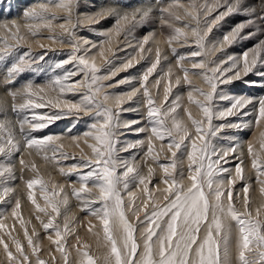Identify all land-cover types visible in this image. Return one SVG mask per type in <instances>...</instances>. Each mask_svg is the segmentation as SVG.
<instances>
[{"label": "snow or ice", "instance_id": "obj_1", "mask_svg": "<svg viewBox=\"0 0 264 264\" xmlns=\"http://www.w3.org/2000/svg\"><path fill=\"white\" fill-rule=\"evenodd\" d=\"M76 3L77 0L41 3L24 12L23 25L15 20L10 24H0L4 32V36L0 37L3 44L0 62L19 47L27 46L28 49L0 79V113L3 114V119H0V156L10 158L20 154L19 179L26 186L27 200L37 213L35 218L43 227L44 239L54 246L49 249V259L42 258V240L33 239L39 234L35 227L30 233L26 223L31 221L24 220L21 201L13 195L16 188L8 186L17 179L15 166L2 164L0 185L4 187L0 191V205L13 204L11 217L19 221L26 244L13 235L15 224L10 228L3 222L9 218L8 215L0 217V232L4 233L0 235V247L5 257L0 264H70L72 251L68 237L75 233L76 228L85 226V219V230L96 236L98 243L101 242V232L94 231L97 224H93V219L102 228L101 246L107 249L102 264H264V204L255 208L251 206L249 192L253 185L246 180L240 138L231 137L236 142L224 148L212 143L223 129L237 132L258 129L264 122V98L255 101L256 117L248 123L228 118L243 114V110L254 102L252 98H229L218 94L220 85L241 79L242 75L247 76L258 66L264 67V39L258 40L239 58L225 56L213 59L216 53H223L234 42L264 32L260 26V22L264 21V0L247 7L245 0H223V3L221 0H187L186 4L183 0H171L170 3L141 0L132 7L112 0L83 18L73 16ZM221 8L223 11L219 10ZM61 12L64 13L63 19L58 15ZM241 12L249 19L234 27L221 40H208L209 34L221 21ZM108 18H113L114 24L111 30L102 33L105 37L102 41L77 35L80 27L98 25ZM156 19L171 30L166 38L168 52H163L153 30L145 32L139 39L133 37L138 27H145ZM176 22H180V26H176ZM22 27L27 30V35L36 38L33 42L41 49L53 50L41 43V39H49L62 48L70 49L68 56L52 69L64 70L63 75L47 85L48 90L55 93L54 97H47L45 87L17 83L25 72L36 71L35 65L46 63L47 55L45 51L39 56H32V45L21 32ZM245 28L254 30L241 35ZM57 29L59 35L56 34ZM41 30L51 35L40 37ZM88 30L97 31L93 27H88ZM121 37L127 41L123 47H119ZM150 41L152 46L146 48ZM127 48H133V53L120 65L104 71L105 66L113 64L110 56L116 57L117 52ZM178 48H189L190 51L181 53ZM149 55L154 58L142 72L137 86L122 93L107 91L108 88L130 83L131 77L111 84H105V81H111L120 72L134 68ZM170 56L174 58L173 62L166 65L150 83L162 60L167 61ZM98 57L101 63L97 62ZM66 65L72 67L67 68ZM257 74L264 76V72ZM76 77L79 79H74ZM193 77L201 79L206 88L195 84ZM162 81L165 83L161 89ZM182 82L187 86L188 104L194 105L202 118H195L184 106V96L179 93L173 96V89L180 88ZM69 93L79 94L80 98L68 99L66 96ZM137 97L146 109L143 116L146 123L141 120L121 121L123 112L136 110L124 105ZM9 99L11 112L16 115L14 120L8 118ZM228 99H231L230 105L220 108L219 102ZM46 108L53 111H35ZM69 116L74 117L76 122L89 117V129L68 137L64 134L33 135ZM214 120L227 123L213 124ZM121 129H130L144 136L133 143H121L119 137L125 135ZM65 138L80 150L79 157L65 151L61 142ZM81 142L90 149L91 155L85 153ZM117 144L121 147L118 148ZM137 148H145L141 159L146 172L141 170L139 160L119 155L121 151ZM165 149L170 155H164ZM182 149L185 152L181 153ZM25 153L28 156L38 155L46 163L56 165L61 160L79 161L68 171L64 167H60L59 171L63 176L77 174L76 179L68 183L71 197L78 202L76 208L87 214L84 219L77 220L76 209L70 206V196L65 192L64 185L46 180L34 161L24 159ZM177 153L187 160L186 173L183 169L178 171L182 161ZM247 155L251 159L255 183L264 198V130L260 131L259 148L251 142L247 144ZM162 157L168 163L161 164ZM229 157L238 161L233 168L227 167L231 162ZM149 160L151 164H148ZM157 167L161 169L160 179L153 184ZM25 170L33 174L26 181L23 177ZM237 182L242 184L239 189L236 188ZM130 185H135L145 194L139 203L137 191ZM157 192L159 197L154 195ZM38 193L42 196L43 206L38 202ZM40 214L48 217L47 222L41 219ZM61 218L62 223H59ZM136 224L143 226L140 232L142 247L138 242ZM76 241L78 259L71 264H98V258L89 251L90 246L80 243L78 235ZM57 253L60 261L57 260Z\"/></svg>", "mask_w": 264, "mask_h": 264}, {"label": "rangeland", "instance_id": "obj_2", "mask_svg": "<svg viewBox=\"0 0 264 264\" xmlns=\"http://www.w3.org/2000/svg\"><path fill=\"white\" fill-rule=\"evenodd\" d=\"M34 1H36V3L34 2ZM107 1V0H106ZM121 0H118V3L120 4V3H122L121 5L123 6H125V7H132V5L131 6H129V3H125V2H127V1H121ZM129 2H135V0H128ZM137 1L140 3L141 1L140 0H136V3H137ZM185 1V0H184ZM56 2V0H0V24H3V23H7V24H10L11 23V21H16V22H19L21 25H23L24 24V21H25V18H24V20H23V22H21V19L24 17V12L26 11V10H28V9H30V8H32V7H36L37 5H39V3L41 4V3H55ZM162 2H164V3H170L171 2V0H164V1H162ZM186 2H187V0H186ZM136 3H134L135 5H137ZM185 3V2H184ZM221 3H223V1L221 0ZM92 4V5H91ZM107 4V3H106ZM89 5V6H88ZM91 5V6H90ZM97 6V4H96V0H77V3H76V6H75V9H77L76 11L77 12H79L80 14L81 13H83L82 11H84V9L86 10H88V13H90L89 12V10L91 11V10H93V8L94 7H96ZM28 8V9H27ZM91 8V9H90ZM220 11H223V8H221V9H219ZM181 12H182V10H180ZM241 13H243V12H241ZM215 14V13H214ZM234 17H236V18H234ZM227 18V17H226ZM226 18L224 19L225 21H226ZM239 18V19H238ZM248 18H249V16L246 18V19H242L241 21H240V23H242V22H244V20L246 21V20H248ZM61 19H63V17H61ZM231 19H233L234 20V23L237 21V20H240L241 19V17H239L238 16V13H234V14H232L231 15ZM18 20V21H17ZM112 22V23H110V22ZM103 22V23H102ZM100 24H98V25H92V26H88V27H93V28H96V30L97 31H95V33L94 32H90L89 30H88V27H80L79 29H78V33L77 34H80L79 36L80 37H83V36H85V37H87L88 39H90V40H96V41H102L103 39H105L102 35L100 36V33H101V30L103 29V28H105V27H112L113 26V23H114V21H111V19L109 18V19H106L105 21H102ZM264 22V21H263ZM262 22V23H263ZM18 23V24H19ZM226 23V22H225ZM224 23V21H221V23L216 27V28H214L215 30L214 31H216L217 30V32H216V37L217 38H220V37H222L224 34H223V32H221V29L222 30H224V31H226V26H224L223 24H225ZM176 24L178 25V26H180V22H176ZM152 25H155L154 27L152 26ZM103 26V27H102ZM105 26V27H104ZM157 26V27H156ZM148 27V28H147ZM151 27H153V31H156L155 33L162 39V41L163 42H165V43H163L162 41V43H161V45L162 44H164V45H162V48H164V50H165V52H168L169 51V47H168V45H167V43H166V38H167V35H168V33L171 31L168 27H167V25H163V24H161V22L159 21V19H156V20H153L152 22H150L148 25H146L145 27H138L135 31H134V33H133V37H135L136 39H139L145 32H147V30H149ZM223 27V28H222ZM101 28V29H100ZM80 30V31H79ZM219 30H220V32H219ZM44 31H46V30H41V32L39 33V36L40 37H47V34H48V32L46 31L44 34H43V32ZM22 32V31H21ZM158 32V33H157ZM23 34H25L26 35V39L28 40V43H34L33 41H34V39H36V38H33V37H31L30 35H27V30L26 29H24L23 30V32H22ZM47 33V34H46ZM99 35H98V34ZM220 34V35H218V34ZM222 33V34H221ZM4 34V33H3ZM3 34H1L0 35V37H3L4 35ZM41 34H43L42 36H41ZM46 34V35H45ZM56 34H57V31H56ZM3 35V36H2ZM49 35H51L50 33L48 34V36ZM120 41H121V45H119L120 47H122V46H124V44H126L127 43V41H124L123 40V38H120ZM30 43V44H31ZM235 43V42H234ZM1 45H0V50H2V48H3V44L2 43H0ZM47 46H49V45H47ZM53 45H50V47H52ZM166 46V47H165ZM148 47V46H147ZM146 47V48H147ZM194 47V46H193ZM51 49H53V50H48L47 48H45V49H41L40 47L38 48V49H36V48H33L32 47V52H31V54H32V56H39V55H41V54H43L45 51H47V55H46V57H45V59H46V63H44V62H41V64L42 65H35V67L37 68V70L36 71H33V72H25L24 74H22L19 78H18V81H17V83L19 84V83H32L34 86H40V87H45V92H46V94H47V97H48V95H49V97H53V96H55V93H52V92H50L49 90H48V88H47V85H49L50 83H51V81L53 80V79H55L58 75L59 76H61V75H63V69H55L54 71L52 70L53 68H54V66H55V64H57L58 62H60L61 60H63V59H65L67 56H68V54H69V52H70V50L69 49H61V48H57L56 49V47L55 48H51ZM130 48H127V50L126 51H121V52H118L117 53V56L116 57H111L110 59H112L113 60V64L112 65H110V66H105V68H104V71H107V68L108 67H116V66H118V65H120L121 63H123V61H124V59H126L129 55H130V50L132 49H130ZM179 50H178V52H181V53H185V52H188V51H190V49L189 48H178ZM28 49H27V46L25 47H19L17 50H15L13 53H12V55L11 56H9V57H7L4 61H2V62H0V79H2L3 78V76L6 74V70H7V68L8 67H10V65L12 64V63H14L18 58H19V56L20 55H22L24 52H26ZM61 50V51H60ZM221 55V54H220ZM220 55H217V53H216V55H215V57H213V59L214 60H216V59H218V57L220 56ZM118 57V58H117ZM154 58V56L153 55H149V56H147L146 58H145V60L144 59H142L141 61H140V63L139 64H137L134 68H132V69H129V70H127V71H122V72H120L113 80H111V81H105V84H111V83H114L116 80H119V79H122V78H124V77H131L132 78V80H131V82L130 83H128V84H124V85H120V86H118V87H115V88H108L107 89V91L109 92V93H122V92H126L127 90H129L130 89V87H133V86H137L139 83H140V78H141V74H142V72L145 70V68L148 66V64H149V62L152 60ZM197 59H199V58H197ZM170 60H171V62H170ZM173 60H174V58L173 57H169V60H167V62L169 61L170 63H172L173 62ZM164 60H162V63H161V65H160V67L157 69V72L154 74V76L153 77H151L150 78V83H151V81L153 80V79H155V78H157L160 74H161V70H162V68H163V65H164ZM143 64V67H140V65H142ZM138 66V68H136ZM66 67L67 68H71L72 67V65H66ZM189 67H190V65H189ZM56 71V72H55ZM58 72V73H57ZM159 74V75H158ZM52 76V77H51ZM74 79H79V77H76V78H74ZM198 79V78H197ZM195 77H193V82L195 83ZM164 81H162L161 83H163ZM165 83V82H164ZM164 83L163 84H161V89H162V87L164 86ZM203 83V82H202ZM234 83V84H233ZM233 83H230V85H236V84H239V83H244L242 80L241 81H239V83L237 82H233ZM132 85V86H131ZM198 85V84H197ZM184 89V91H183V89ZM180 88H174L173 89V96H174V93H176V91L175 90H177V92L180 90V89H182V90H180V91H183L182 92V96H184V100H185V102L188 104V102H187V99H186V90H187V86H184L183 85V82H182V86H181ZM237 87L238 88H240L239 90H243V92L242 91H240L241 92V94H244V95H249V96H251V94H250V91L247 93H245V91H247L245 88H242V86H240V84L239 85H237ZM179 89V90H178ZM224 90V89H223ZM233 90H235L234 88H233ZM81 91H83V90H81ZM256 90H254L253 91V93H252V95L254 96L255 95V97H257L258 96V94H260L259 92H257ZM183 93H185V95L183 94ZM256 93V94H255ZM0 94H2V93H0ZM53 95V96H52ZM161 95H162V93H161ZM257 95V96H256ZM75 96H77V97H75ZM259 96H261V95H259ZM66 98H68V99H73V100H78L79 98H80V95L79 94H76V95H73V94H71V93H69V94H67V96H66ZM138 99V100H137ZM133 101L134 102H137L136 104L138 105L139 103V107L134 103V102H131V103H129V104H125L124 105V107L125 108H129V107H132V109H136L135 111L136 112H138V114H136V112L135 111H128L129 113H130V115L128 114V112H124L125 114H121L120 115V120H122V121H124L123 120V118H125V117H127V116H135L134 117V120L136 119V120H141V122L142 123H146V121H144L143 120V116H144V113H145V111H146V109L144 108V106H143V104H142V101L140 100V98L139 97H137V98H134L133 99ZM18 103L20 102L19 100L17 101ZM169 102H171V98H170V101ZM8 103H9V108H8V112H9V119H15L16 117V115L14 114V113H12L11 112V108H10V104H11V101H10V99H9V101H8ZM134 104V105H133ZM220 104H222V103H220ZM136 105V108H134V106ZM189 105V104H188ZM140 108V109H139ZM143 108V109H142ZM139 109V110H138ZM183 110V109H182ZM181 110V111H182ZM35 111H38V112H47V111H53L52 109H36ZM135 112V113H134ZM127 113V114H126ZM135 115H134V114ZM21 116L23 115V113H21L20 114ZM139 115V116H138ZM140 117V119L139 118H137V117ZM122 118V119H121ZM0 119H3V114L2 113H0ZM84 119H86V120H82V121H80V122H75V118L74 117H72V116H69V117H66V118H64V119H61V120H59V121H57L56 123H54L53 125H51L49 128H47V129H45V130H43V131H39V132H34L33 133V135H36V136H43V135H47V134H64V136L65 137H68V136H71V135H80L81 134V132H84V131H86V130H88L89 128V125H88V123L90 122V118L89 117H85ZM126 119V118H125ZM144 121V122H143ZM227 122V121H226ZM226 122H223V123H226ZM74 123V124H73ZM70 124H71V126H70ZM133 127H139L138 125H133ZM86 128V129H85ZM69 129V130H68ZM121 131H123L124 133H125V135L127 134V135H129L128 137H129V139L130 140H132L133 142H135V141H137V140H139L138 138H142L143 136H144V134L142 135V134H140V136L137 134L136 136H138L137 137V139H136V137L134 136L135 134L133 133V132H131V130L130 129H121ZM130 132V133H129ZM125 135H123V136H121V137H119V140H121L122 142L121 143H126L122 138L123 137H125ZM126 135V136H127ZM141 135H142V137H141ZM229 135L230 136H232L233 134H230V133H227L226 134V136H225V138L227 137L228 139L226 140V139H220V136H221V134H218L213 140H212V143L217 147H221V148H224V147H228L229 145H227L228 144V142L230 143V144H232L233 142L231 141V139L229 138ZM131 137V138H130ZM63 141H69L70 142V140H68L67 138H65V140H62L61 142L62 143H64ZM132 142V143H133ZM222 142V143H221ZM158 143V142H157ZM166 143V142H165ZM217 143H218V145H217ZM227 143V144H226ZM82 145H83V143H82ZM82 145H81V147H82ZM221 145V146H220ZM84 147V151H85V153H87V152H89L90 154H88V155H91V151H90V149H88L85 145H83ZM117 147L119 148V147H121V144H117ZM245 149H247V146L245 145ZM75 148H77L76 146H75ZM140 149L142 150V151H144L145 150V148H137V149H130L128 152H123V151H121V152H123V153H119V155L121 156V157H125V158H133L134 159V156H135V159L136 160H139L140 161V163H141V167L144 169H146V166H145V163H144V161L141 159V157L143 156H141V152H140ZM73 150H74V152H73ZM87 150H89V151H87ZM132 150V151H131ZM139 152H138V151ZM65 151L66 152H68L69 154H75L77 157H79L80 156V150L79 149H73V148H70V150H69V148L67 147V149H66V146H65ZM134 151V153H136L133 157L131 156L132 154H134V153H132ZM130 152V153H129ZM145 152V151H144ZM167 152V149H165V153H164V155H167L168 154V152ZM246 154H247V151L245 152ZM244 153V154H245ZM139 156H138V155ZM144 154V153H143ZM244 155L245 156V158H243V159H247L248 160V166H250L251 165V159H250V157H248L247 155ZM19 153H17V154H14V155H12L10 158H5V157H3V156H0V165H2V164H13L14 166H15V168H14V170H15V172H16V176H17V179L15 180V181H11L10 183L11 184H13V185H10V183H9V186L11 187V186H13V187H15L16 188V191H15V193L13 194L14 196H16V197H18L22 202H24V207L21 205V212H22V215H23V218H24V220L27 222V221H31V223H26V226L29 228V231H30V233H31V229L33 228V227H35V229L37 230L36 232L39 234L40 233V236L42 235V236H45V232H44V230H43V227H42V225H41V223H40V221H38L35 217H36V215H37V213H36V211L34 212V210L35 209H33L34 207L31 205V203L27 200V189H26V186H25V184H24V182L21 180V179H19V177L21 176V172H20V165H19V160H18V157H19ZM168 155H170V153L168 154ZM179 155V156H178ZM180 155H181V153H177V156L180 158ZM26 156V157H25ZM141 156V157H140ZM32 157V158H31ZM29 156L28 157V154L26 155V153H25V155H24V159L26 160V161H29V160H32V161H34L35 163H36V165H37V167L39 168V170H40V173L44 176V178L46 179V180H48V179H51V181L52 182H54V181H56V182H54V183H56V184H63L64 185V187H65V192H67V193H69V196H70V200H69V204H70V206L71 207H73L74 209H76V211L77 212H79V210L76 208V206H77V204H78V202L73 198V197H71V187H70V185H69V181H72V180H74V179H76V173H73L72 175H70V176H63V175H61L60 174V171H59V168L60 167H64V169H65V171H68L69 170V168L73 165V164H76V163H79V161L78 160H67V161H64V160H61L60 161V163H59V165H56V164H53V163H46L40 156H38V155H32V156ZM248 157V158H247ZM162 159V158H161ZM163 160V161H162ZM162 160H160V163L161 164H164V163H168V161L167 160H164V159H162ZM236 161V160H235ZM246 161V160H245ZM244 161V162H245ZM149 162L151 163V160H149ZM149 162H148V164H149ZM237 163H238V161H237ZM182 164V163H181ZM181 164L179 165V167H178V171L180 170L179 168H181V167H183V165L184 164H182V166H181ZM250 164V165H249ZM186 166H184L183 167V169L185 170L184 172L186 173L187 171H186V167H187V164H185ZM145 166V167H144ZM181 166V167H180ZM155 167V166H154ZM186 168V169H185ZM250 168V167H249ZM248 168V169H249ZM144 169V170H145ZM157 170H156V173L158 172H160L159 174H161V169L159 170L158 169V167L156 168ZM182 169V168H181ZM47 170H49V171H47ZM250 170H251V168H250ZM248 171L247 173H246V179L247 178H250L251 180H249L251 183H252V185H253V187H252V189L254 188V187H256V186H258L256 183H255V174H254V171L252 170V171ZM49 173V174H48ZM157 173V175H156V177H157V179L159 180L160 179V175ZM32 173L30 172V171H28V170H25L24 171V173H23V177H24V180L26 181V180H28V179H31L32 178ZM48 175V176H47ZM47 177V178H46ZM52 177V178H51ZM53 179H55V180H53ZM77 187L79 186L78 184L76 185ZM240 186H241V184H240V182L238 183V184H236V188L237 189H239L240 188ZM4 187V185H0V191H2V188ZM242 187V186H241ZM136 189V186L135 187H133V190H135ZM251 189H250V192H249V195H251ZM139 195V194H138ZM138 195H137V197H138ZM21 196V197H20ZM143 198V197H142ZM10 199H11V197H10ZM139 200H140V197H138V202H139ZM250 201H251V204H252V195H251V197H250ZM29 202V204L27 205V203ZM38 202L39 203H41V206H43V199H42V196H40V194L38 193ZM22 204V203H21ZM27 206V207H26ZM31 207V209H33V210H31L30 211V209L28 208V207ZM13 207V204H11V203H8V204H3V205H0V212H3V211H6V212H4V213H6V215H8L9 216V218L8 219H11L10 217H11V208ZM151 205L149 206V210H151ZM23 208H27V209H29V210H27L26 209V213H25V209H23ZM9 210V211H8ZM27 211H29V212H27ZM10 212V213H9ZM8 213V214H7ZM28 213V214H27ZM80 214H81V217H83L84 215L86 216L87 214L85 213V212H83V211H80L79 212ZM84 213V214H83ZM10 214V215H9ZM131 214V213H130ZM41 215V219H43L45 222H47V219H48V217H46V216H44L43 214H40ZM84 216V217H85ZM0 217H1V214H0ZM132 218V217H131ZM143 218V213H141V219ZM11 221V222H10ZM4 223L6 222V221H3ZM58 222L59 223H62V218L60 219V220H58ZM6 223H10L12 226L15 224V227H16V229H15V231L13 232V235H16L17 236V238L18 239H21V241H22V243H25L26 244V239L23 237V232H22V230L20 229V231H19V221H14L13 220V218H12V220H7V222ZM5 223V224H6ZM13 223V224H12ZM18 223V224H17ZM17 224V225H16ZM138 227V229L140 230V227H142V225H139V224H136ZM8 226L11 228V226L8 224ZM18 227V228H17ZM40 228V229H39ZM16 232V233H15ZM17 232H19L18 234H17ZM21 232V233H20ZM1 233H3V232H1ZM0 233V235H4V233L3 234H1ZM15 233V234H14ZM75 233H76V231H75ZM75 233L73 234V235H71V236H69L68 237V241L70 240L71 241V243L72 242H75L74 240L75 239H73L72 240V238L71 237H73L74 235H75ZM35 238H37V237H33V239L34 240H37V239H35ZM81 238V237H80ZM69 241V242H70ZM80 241H81V239H80ZM68 242V244H69V246H70V248L72 249L73 248V251H75L74 250V247L73 246H75L76 244H77V241L75 242L76 244H74L73 246H72V244L70 245V243ZM11 246V245H10ZM54 247V246H53ZM1 249V248H0ZM90 249V248H89ZM91 251L93 252V250L91 249ZM90 251V253H92ZM0 252H1V250H0ZM1 255H2V257H1ZM41 255H42V258H44V259H46L45 257H44V253H43V251H42V253H41ZM93 255V254H92ZM4 254H2V252L0 253V262H2V261H4ZM1 258H3V260L1 259ZM61 257H59V259H60ZM48 259V258H47ZM58 260V259H57ZM59 261V260H58Z\"/></svg>", "mask_w": 264, "mask_h": 264}, {"label": "bare ground", "instance_id": "obj_3", "mask_svg": "<svg viewBox=\"0 0 264 264\" xmlns=\"http://www.w3.org/2000/svg\"><path fill=\"white\" fill-rule=\"evenodd\" d=\"M122 2L123 1H127V2H125V3H129V6H137V5H135L134 3H136V0H135V2L133 3V2H129L128 0H121ZM120 1V2H121ZM141 1V0H140ZM162 1H164V0H162ZM168 1V0H167ZM223 1V0H222ZM35 3H36V1H34ZM109 2H112V0H96V4H97V6L96 7H94L93 8V10H89V12L90 13H92V12H94V11H96V10H98V8L99 7H101L102 5H104V4H106V3H109ZM183 2H185V4L187 3L186 2V0L184 1L183 0ZM139 2L137 1V3L136 4H138ZM164 3V2H163ZM245 3H246V5H245V7H247V6H249V5H256V4H258V0H245ZM40 4V3H39ZM120 4H122V3H120ZM92 5V4H91ZM90 5V6H91ZM89 6V5H88ZM124 6V5H123ZM128 7V6H127ZM28 9V8H27ZM91 9V8H90ZM77 9H75V7H74V9H73V16L75 17V16H77V15H79L81 18H83L85 15H87V14H90V13H88V10L86 9H84V11H82L83 13H79V12H77L76 11ZM182 13V12H181ZM58 15L60 16V17H63L64 16V13H58ZM238 16L239 17H241V19L240 20H237L235 23H234V20L233 19H231V15L230 16H228L227 18H226V21L225 20H223L224 21V23L225 24H223L224 26H226V31H224V30H222L221 29V32H223V34L225 35L226 33H229V32H231L232 31V29L234 28V27H236L237 25H239L240 24V21L242 20V19H246L248 16L245 14V13H238ZM24 18L25 17H23L22 19H21V22H23V20H24ZM234 18H236V17H234ZM109 19V18H108ZM111 19V21H114V19L113 18H110ZM239 19V18H238ZM249 19V18H248ZM18 21V20H17ZM245 21V20H244ZM110 22V21H109ZM263 22V21H262ZM262 22H260V26H261V28H264V22L262 23ZM17 23H19V22H17ZM24 23H25V21H24ZM103 23V22H102ZM110 23H112V22H110ZM20 24V23H19ZM114 24V23H113ZM153 27L155 26V25H152ZM176 26H178L177 24H176ZM103 27V26H102ZM105 27V26H104ZM113 27V26H112ZM112 27H105V28H103L102 30H101V33H100V36L102 35V33L103 32H105V31H107V30H111L112 29ZM153 27H151L149 30H147V31H151V30H153ZM157 27V26H156ZM148 28V27H147ZM223 28V27H222ZM25 28H21V31L23 32V30H24ZM101 29V28H100ZM215 29H213V32L211 33V34H209V37H208V40L209 41H219V40H221L223 37H224V35L222 36V37H220V38H217L216 37V32H217V30L216 31H214ZM254 29H252V28H245L244 29V32H242L241 33V35H243L244 33H246V32H251V31H253ZM80 31V30H79ZM46 31H44L43 32V34L45 33ZM156 32V31H155ZM219 32H220V30H219ZM4 32H3V30L2 29H0V35L1 34H3ZM78 33V32H77ZM95 33V32H94ZM158 33V32H157ZM43 34H41V36L43 35ZM47 34V33H46ZM45 34V35H46ZM49 34V33H48ZM48 34H47V36H48ZM98 34V33H97ZM218 34V33H217ZM222 34V33H221ZM4 35V34H3ZM2 35V36H3ZM57 35H59V30L57 29ZM78 36L80 35V34H77ZM99 35V34H98ZM218 35H220V34H218ZM103 36V35H102ZM160 36V35H159ZM157 34H156V39H158L159 41H160V44H159V46L161 47V49H163V52H165V50H164V48H162V45H164V44H162L161 45V43L163 42L162 41V39L159 37ZM104 37V36H103ZM105 38V37H104ZM121 38H123V37H121ZM65 39H66V37H65ZM260 39H264V32H261V33H258L257 34V36H255V37H251V38H249V39H245V40H238L237 42H235V43H233L230 47H227L226 49H225V51L223 52V53H220V52H218L217 53V55H220L219 57H218V59H220V58H223V57H225V56H232V57H236V58H239V57H241L242 56V54L244 53V52H246L247 50H249V49H251L252 47H253V45L254 44H256L257 43V41L258 40H260ZM96 41V40H95ZM162 41V42H161ZM40 42L41 43H43V44H45L46 46L47 45H53L51 48H55L56 47V49L57 48H61V49H69V48H67V47H60V45H58V44H54V43H52V41L51 40H49V39H41L40 40ZM31 43V42H30ZM163 43H165V42H163ZM1 45V44H0ZM31 45H32V47L33 48H36V49H38L39 48V46L37 45V44H35V43H31ZM119 45H121V44H119ZM148 47L149 46H152V42L150 41L149 42V45H147ZM146 46V47H147ZM26 47V46H25ZM114 47H116V45H114ZM120 47V46H119ZM123 47V46H122ZM166 47V46H165ZM131 49V48H130ZM129 49V50H130ZM70 50V49H69ZM127 50V49H126ZM179 50V49H178ZM61 51V50H60ZM128 51V50H127ZM133 51H134V49L132 48L131 50H130V52L131 53H133ZM153 52H154V46H153ZM118 53V52H117ZM130 53V54H131ZM110 58H111V56H110ZM118 58V57H117ZM145 60V59H144ZM97 62L98 63H101V61H100V59H99V57L97 58ZM170 62H171V60H170ZM169 61L167 62V61H165L164 62V65H163V68L162 69H164L165 68V66L166 65H168L169 63H170ZM227 65H225V67H226ZM140 67H143V64L142 65H140ZM136 68H138V66L136 67ZM174 71H175V69H174ZM56 72V71H55ZM260 72H264V67H257L256 69H254L253 70V72H251V73H249L247 76H244V75H242L241 76V79H238V80H235V81H233V82H238L239 83V81H243L244 83H239L240 84V86H242V88H245L247 91H245V93L247 92H249L250 91V94H251V96H249V95H244V94H241V92L240 91H242L243 92V90H239L240 88H238L237 87V85H239V84H236V85H230V83L229 84H225V85H220V87L218 88V94L219 95H221V96H227V97H229V98H252L253 99V103H251V104H249L248 106H247V108H245L244 110H243V114H240V115H238V116H235V117H229L228 119L229 120H233V121H235V120H239V119H242V120H244V121H246V122H248V123H251V122H253L254 121V119H255V117H256V107H257V105H256V103H255V101H257V100H259L260 98H264V76H262V75H259V74H257V73H260ZM58 73V72H57ZM159 75V74H158ZM59 76V75H58ZM52 77V76H51ZM196 80H195V84H198L200 87H205L206 88V86H205V84L204 83H202L203 81L201 80V79H197V78H195ZM233 82H231V83H233ZM164 83V82H163ZM163 83H161V84H163ZM234 84V83H233ZM132 86V85H131ZM136 86V85H135ZM131 88V87H130ZM163 88V87H162ZM182 88V87H181ZM233 88L235 89V90H233ZM183 89V88H182ZM182 89H180V90H182ZM224 89V90H223ZM179 90V89H178ZM178 91L177 92V90H175L176 91V93H174V96L177 94V93H179V94H181L182 95V92L184 91V89H183V91ZM254 90H256L257 92H259L260 94H258L257 92V94H258V96L257 97H255V95L253 96L252 95V93H253V91ZM187 91V90H186ZM255 93V94H256ZM184 95H185V93H183ZM259 95H261V96H259ZM53 96V95H52ZM162 96V95H161ZM48 97H49V95H48ZM54 97V96H53ZM75 97H77V96H75ZM138 100V99H137ZM132 102H134V101H132ZM135 104L137 103V102H134ZM183 104H184V106H186V107H188L189 108V110L192 112V114H193V116L195 117V118H202L201 117V114H200V112H199V110L194 106V105H188L186 102H185V100H183V102H182ZM220 103H222V104H220ZM230 103H231V99H228V100H223V101H220L219 102V107L220 108H227L229 105H230ZM140 104V103H139ZM138 104V105H139ZM134 105V104H133ZM137 105V104H136ZM136 105L134 106V108H136ZM137 105V106H138ZM139 107V106H138ZM129 109H132V107H129ZM140 109V108H139ZM138 109V110H139ZM143 109V108H142ZM182 110V109H181ZM135 111V110H134ZM183 111V110H182ZM128 112V111H127ZM130 112V111H129ZM128 112V114L130 115V113ZM133 112V111H132ZM136 112V111H135ZM134 112V113H135ZM133 113V114H134ZM123 114H125L124 112H123ZM127 114V113H126ZM136 114H138V112H136ZM135 115V114H134ZM139 116V115H138ZM16 117V116H15ZM135 117V116H134ZM134 117L133 116H127V117H125V118H123V120L124 121H133L134 120ZM137 117V116H136ZM137 118H139L140 119V117H137ZM122 119V118H121ZM185 119H186V117H185ZM86 120V119H85ZM136 120V119H135ZM122 121V120H121ZM76 122V121H75ZM144 122V121H143ZM223 122H226V121H216V120H214L213 121V124H220V123H223ZM227 123V122H226ZM74 124V123H73ZM70 126H71V124H70ZM139 126V125H138ZM89 128V127H88ZM86 129V128H85ZM69 130V129H68ZM262 130H264V122H262V126H261V128H258V129H252V128H249V129H245V130H243V131H240V132H237L236 130H234V129H223L220 133H218V134H221V136H220V139H228L227 137L225 138V136H226V134L227 133H230V134H233L232 136H230L229 135V138H231V137H239L240 138V142L242 143V145H243V152L245 153L246 151H247V149H245L246 147H245V145L247 146V144L249 143V142H251L252 144H254L255 146H256V148H259V137H260V131H262ZM87 131V130H86ZM130 133V132H129ZM135 135V137H136V139H137V137L138 136H136L137 135V133H134ZM217 134V135H218ZM127 135V134H126ZM125 135V137H123L122 139L126 142V143H132L133 141V139L132 140H130L129 139V135H127L126 136ZM139 136H140V134H138ZM143 135V134H142ZM142 135H141V137H142ZM121 137V136H120ZM131 138V137H130ZM143 138V137H142ZM138 139H140V138H138ZM65 140V139H64ZM121 141V140H120ZM233 143H235L236 141H233V140H231ZM64 142V145L66 146V149H67V147L69 148V150H70V148H73V149H78V148H75V145L70 141H63ZM122 142V141H121ZM159 143V142H158ZM157 143V144H158ZM222 143V142H221ZM227 144V143H226ZM81 145H82V142H81ZM217 145H218V143H217ZM227 145H230V143L228 142V144ZM221 146V145H220ZM82 147H84L83 145H82ZM218 147V146H217ZM218 148H221V147H218ZM139 149V148H138ZM86 151V150H85ZM87 151H89V150H87ZM132 151V150H131ZM138 151V150H137ZM142 150L140 149V152H141ZM145 151V150H144ZM144 151H142L141 153V156L143 155V153H144ZM73 152H74V150H73ZM139 152V151H138ZM183 152H185V150L184 149H182L181 150V153H183ZM88 154H90L89 152H87ZM121 153H123V152H121ZM125 153V152H124ZM130 153V152H129ZM132 153H134V151L132 152ZM137 153V152H136ZM136 153H134V154H132L131 156L133 157ZM165 153V152H164ZM167 153V152H166ZM169 154V153H168ZM167 154V155H168ZM246 154V153H245ZM244 154V155H245ZM25 155V154H24ZM26 155H27V153H26ZM138 155V154H137ZM247 155V154H246ZM136 156V155H135ZM135 156H134V159H135ZM139 156V155H138ZM140 156V157H141ZM179 156V155H178ZM248 156V155H247ZM26 157V156H25ZM29 157V156H28ZM31 157V156H30ZM126 157V156H125ZM124 157V158H125ZM249 157V156H248ZM247 157V158H248ZM32 158V157H31ZM243 158H245V156H243ZM131 159V158H130ZM133 159V158H132ZM162 159H163V157H162ZM161 159V160H162ZM180 160L182 161V164H184L183 165V167L184 166H186L185 164H187V160L185 159V157L181 154L180 155ZM229 160L231 161L228 165H227V167H229V168H233L234 167V165L237 163V161H235V160H233L232 159V157H229ZM246 160V161H245ZM163 161V160H162ZM244 167H245V169H246V173L250 170V168H251V165L250 166H248V160L247 159H244ZM149 162V161H148ZM248 162V163H247ZM251 162V161H250ZM151 163H152V161H151ZM150 162H149V164H151ZM182 164H181V166H182ZM180 166V167H181ZM145 167V166H144ZM183 167H181L182 169H183ZM250 167V168H249ZM140 168H141V170L142 171H145L146 172V169L144 170L142 167H141V163H140ZM181 168H179V169H181ZM187 168V167H186ZM185 168V169H186ZM249 168V169H248ZM158 169H159V167H158ZM157 170V169H156ZM160 170V169H159ZM47 171H49V170H47ZM158 171V170H157ZM183 171H185L184 169H183ZM186 171H187V169H186ZM250 171H252V169L250 170ZM158 173V172H157ZM160 173V172H159ZM158 173V174H159ZM49 174V173H48ZM160 175V174H159ZM224 175H227V174H224ZM48 176V175H47ZM47 178V177H46ZM52 178V177H51ZM251 180L250 178H247L246 180ZM53 180H55V179H53ZM248 180V181H249ZM54 182H56V181H54ZM158 182V179H157V177H155V178H153V181H152V183L153 184H156ZM250 182V181H249ZM186 183H187V181H186ZM239 182H237V184H238ZM241 184V183H240ZM10 185H13V184H11L10 183ZM9 186V185H8ZM14 186V185H13ZM13 186H11V187H13ZM241 186H242V184H241ZM241 186H240V188H241ZM133 187H135V185H130V188H132L133 189ZM161 187H163V185H161ZM136 191H137V195H138V197H140V198H142L145 194L144 193H142V192H140L138 189H135ZM252 191H251V195H252V204H251V206L253 207V208H255V207H257V206H260L261 204H264V198H262L261 197V194H260V192H259V186H256V187H254L253 189H251ZM155 196H157V197H159L160 196V193L159 192H157V193H155L154 194ZM251 195H249L250 197H251ZM21 197V196H20ZM21 201V200H20ZM21 205L24 207V202H22L21 201ZM137 203H139L138 201H137ZM161 203H164V201H161ZM24 204V205H23ZM29 204V202L27 203V205ZM30 205V204H29ZM27 207V206H26ZM29 209H30V211L31 210H33V209H31V207L29 206L28 207ZM151 208V207H150ZM23 209H25V208H23ZM27 209V208H26ZM26 209L24 210L25 211V213H26ZM29 209H27V210H29ZM1 211V210H0ZM9 211V210H8ZM4 212H6V211H3V212H0V214H1V217H3L4 215H6V213H4ZM23 212V211H22ZM27 212H29V211H27ZM34 212H35V210H34ZM80 212V211H79ZM79 212H77V211H75V215H76V218H77V220H81V219H84V216L83 217H81V214L79 213ZM10 213V212H9ZM30 213V212H29ZM8 214V213H7ZM28 214V213H27ZM84 214V213H83ZM10 215V214H9ZM129 215V218L130 219H132L131 217V214L129 213L128 214ZM23 216V215H22ZM9 217V216H8ZM11 219H7V220H12V217H10ZM90 218V217H89ZM143 219V218H142ZM7 220H5L6 222H7ZM14 220V219H13ZM5 222V223H6ZM11 222V221H10ZM17 222V221H16ZM93 224H97V228L94 230V231H100L101 232V242L100 243H98V241H97V237L96 236H94L93 234H91V233H89V232H87L85 229H86V226H87V220L85 219L84 220V227H78V228H76V233H75V235L73 236V237H71L72 238V240L73 239H75L74 241L76 242V236L78 235L79 237H81L80 239H81V241H80V243H87L90 247V249H89V251H91V249L93 250V252L91 253V254H93L95 257H97L98 258V264H102V258H103V255L106 253V251H107V249L105 248V247H103V246H101L102 245V243H103V241H102V237H103V233H102V228L98 225V222L96 221V220H94L93 219ZM7 225L9 224L11 227H12V225L10 224V223H6ZM13 224V223H12ZM18 224V223H17ZM16 224V225H17ZM19 226V225H18ZM137 226V225H136ZM138 227V226H137ZM143 227V226H142ZM142 227H140V230L138 229V242L141 244V247H142V245H143V237L140 235V232L142 231ZM18 228V227H17ZM15 229H16V227H15ZM40 229V228H39ZM36 230V229H35ZM38 230V229H37ZM36 230V231H37ZM19 231H20V228H19ZM39 231V230H38ZM1 233V232H0ZM16 233V232H15ZM14 233V234H15ZM19 232H17V234H18ZM21 233V232H20ZM1 234H3V233H1ZM45 234V233H44ZM23 235V234H22ZM37 238H35V239H37V240H42V249H43V253H44V257L47 259H49V249L50 248H52L53 246L50 244V242L49 241H47V239H44V237L45 236H40V233H39V235L38 236H36ZM70 241V240H69ZM68 241V242H69ZM75 242H72L71 243V241L69 242L70 243V245L72 244V246L74 245V244H76ZM74 247V250H75V246H73ZM1 249V252H2V254H4L3 253V250H2V247H0ZM71 251H72V255H71V257H70V264H71V262L72 261H75V260H77L78 259V257H77V254H76V252L75 251H73V248L71 249ZM0 252V253H1ZM56 256H57V259L60 261L61 260V258L59 259V257H60V255H59V253H57L56 254ZM1 257H2V255H1ZM235 257H236V252H235V250L233 251V259H234V262H235ZM4 258V257H3ZM3 258H1L2 260H3ZM5 259V258H4Z\"/></svg>", "mask_w": 264, "mask_h": 264}]
</instances>
